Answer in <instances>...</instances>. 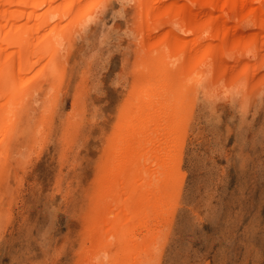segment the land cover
I'll return each mask as SVG.
<instances>
[{
    "label": "bare ground",
    "instance_id": "6f19581e",
    "mask_svg": "<svg viewBox=\"0 0 264 264\" xmlns=\"http://www.w3.org/2000/svg\"><path fill=\"white\" fill-rule=\"evenodd\" d=\"M108 1L0 0V176L6 166L15 168V155L26 168L24 149L42 152L56 129L60 93L67 90L62 58L76 32L86 31ZM120 1L135 6L132 87L102 149L95 190L87 194L74 264L159 263L170 213L181 197L190 108L224 101L245 110L247 91L264 70V0ZM7 193L13 198L14 189ZM2 202L0 197V209ZM4 218L1 233L11 223Z\"/></svg>",
    "mask_w": 264,
    "mask_h": 264
},
{
    "label": "rangeland",
    "instance_id": "374dc122",
    "mask_svg": "<svg viewBox=\"0 0 264 264\" xmlns=\"http://www.w3.org/2000/svg\"><path fill=\"white\" fill-rule=\"evenodd\" d=\"M109 1L103 10L97 8L95 24L76 32L69 56L62 58L67 90L60 93L56 129L42 143V152L24 149L20 154L27 158L26 168L15 163V155L11 166L16 169L6 166L0 176V219L8 215L11 220L5 235L0 232V264H74L82 220L89 211L84 205L87 194L95 190L96 167L119 108L128 99L136 60L131 33L135 6ZM262 71L256 78L261 82L254 80L247 91L251 101L245 110L224 101L216 108L204 101L190 108L192 120L180 162L181 197L170 213L171 230H165L158 264H264ZM65 138L72 144H64ZM9 188L14 189L13 198Z\"/></svg>",
    "mask_w": 264,
    "mask_h": 264
}]
</instances>
